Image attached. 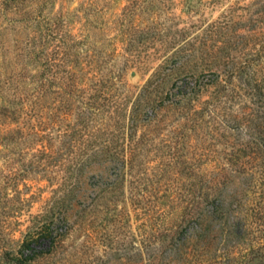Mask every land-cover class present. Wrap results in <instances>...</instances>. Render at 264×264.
<instances>
[{"label": "rangeland", "instance_id": "374dc122", "mask_svg": "<svg viewBox=\"0 0 264 264\" xmlns=\"http://www.w3.org/2000/svg\"><path fill=\"white\" fill-rule=\"evenodd\" d=\"M254 1L260 0H0V264H8L4 253H16L25 236L37 237L41 230L51 235L38 237L32 245L46 252L33 264H144L154 258L158 264H182L197 240L172 248L169 229L195 189L193 179L217 186L209 181L220 176L228 222L226 227L211 220L203 225L208 236H218L214 249L220 255L243 253L264 242L263 168L218 172L230 150L218 145V154L206 164L199 151L187 154L197 172H161L162 164L171 162L164 148L162 158L159 151L144 159L134 175L137 184L130 185L128 176L127 184L119 185L116 163L102 152L91 156L93 152L77 144L75 135L89 140L94 130L89 128L97 123L79 125L71 80L74 42L80 40L98 48L92 59L105 62L98 63L105 80L117 86L121 80L134 91L178 32L193 36L230 15L232 7L247 24L262 9ZM132 13L139 14L143 24L155 25L148 57L126 52L120 37V30L129 29ZM96 115L105 121L102 111ZM173 119L170 114L159 125L158 139L168 135L171 141L172 128H178ZM62 190L64 200L47 219L48 206ZM229 223H235L234 243L226 241V234L220 236L223 227L230 230ZM190 225L186 237L194 239Z\"/></svg>", "mask_w": 264, "mask_h": 264}, {"label": "trees", "instance_id": "16d2710c", "mask_svg": "<svg viewBox=\"0 0 264 264\" xmlns=\"http://www.w3.org/2000/svg\"><path fill=\"white\" fill-rule=\"evenodd\" d=\"M253 4H260L262 9L254 13L247 24L241 23L246 17L236 16L237 8L232 7L228 12L230 15L207 24L193 36L178 32L173 36L171 46L159 56L158 64L148 78L134 91L121 80L119 86L105 80L99 73L102 65L99 67L98 63L102 60L92 59L98 48L75 41L76 65L71 80L78 103L79 125L87 128L88 123H97L89 128V131L94 129L90 131L89 140H83V134L75 135L80 149L93 152L91 156L102 152L108 156V161L116 163L115 172H120L119 185L127 184L128 176L132 178L130 185L137 184L134 175L140 172L144 159L151 153L158 156L159 151L162 158L164 148L171 162H164L161 172H172L175 168L180 169L179 172H197L187 154L199 151L206 164L211 161L212 154H218V145L230 149L222 156L223 164H217L218 172L246 173L259 167L264 171V0ZM132 17L127 25L129 29L120 30V37L126 42V52L139 51V55L148 57L149 45L156 36L155 25L153 21L143 24L139 14ZM236 18L239 19L237 23ZM85 110L88 115L83 113ZM101 111L106 115L101 118L105 120L103 123L96 118V113ZM170 114L174 116L173 125L178 128H172L168 142V135L158 139V133L159 125ZM41 154L45 156L46 153ZM78 158L81 157L73 159ZM220 178L209 181L217 186L193 179L195 189L169 229L172 248L197 240L182 264H264V242L250 246L243 253L227 251L220 255V251L214 249L218 236L210 237L204 231L203 225L210 220L223 222L225 227L228 222L221 192L225 181H219ZM64 198L62 190V196L52 201L44 217H54L55 207ZM189 225L194 227V239L186 237ZM234 225L229 223L230 230L223 227L225 233L220 232V236H228L226 241L229 243H234ZM50 235L48 230H41L37 237L28 234L21 240L16 253L6 252L2 258L8 264H33L46 252L36 250L32 245L38 237ZM232 253L240 257H232ZM144 264L158 263L154 258Z\"/></svg>", "mask_w": 264, "mask_h": 264}]
</instances>
